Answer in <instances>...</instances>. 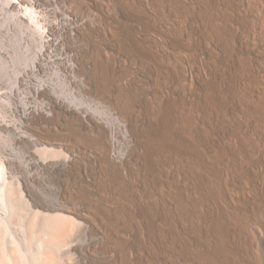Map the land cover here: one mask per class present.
<instances>
[{
  "label": "bare ground",
  "instance_id": "1",
  "mask_svg": "<svg viewBox=\"0 0 264 264\" xmlns=\"http://www.w3.org/2000/svg\"><path fill=\"white\" fill-rule=\"evenodd\" d=\"M0 38V264H264V0H0Z\"/></svg>",
  "mask_w": 264,
  "mask_h": 264
},
{
  "label": "rangeland",
  "instance_id": "2",
  "mask_svg": "<svg viewBox=\"0 0 264 264\" xmlns=\"http://www.w3.org/2000/svg\"><path fill=\"white\" fill-rule=\"evenodd\" d=\"M25 14L28 17V19L33 23V25L36 28H39V24L37 23L35 13L32 10L28 9L25 11ZM1 39L2 38H0V40ZM2 43H3L2 44L3 46L5 45V47L10 48L14 59L21 60L22 62L27 63L32 58L31 50L28 49V47L23 43L21 37L18 34L16 33L10 34L9 36L4 38V42ZM8 66L9 64L5 62L0 56V91H2V87L8 82L7 71H6ZM7 119L8 118L5 112L0 108V120H7ZM112 122H114L113 116H112ZM34 127L35 126L33 125L32 131ZM119 133L122 134L123 132L120 130ZM8 136H9L8 133H5V131L0 129V157L3 156L2 154H4L2 152L3 147L7 150V152L10 151L9 153L13 155H17L20 153V149H18L20 147L14 144L13 142L10 143L11 140L9 139ZM38 152H41V150H38ZM1 188H2V179L0 176V191H1Z\"/></svg>",
  "mask_w": 264,
  "mask_h": 264
}]
</instances>
